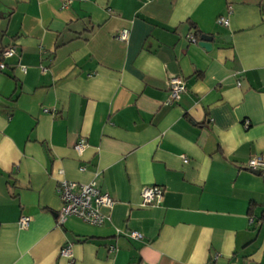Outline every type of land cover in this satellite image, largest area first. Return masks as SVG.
<instances>
[{"label": "crops", "instance_id": "obj_1", "mask_svg": "<svg viewBox=\"0 0 264 264\" xmlns=\"http://www.w3.org/2000/svg\"><path fill=\"white\" fill-rule=\"evenodd\" d=\"M8 45L0 264H264V169L245 166L264 159V0H0ZM62 179L95 180L109 218L58 223Z\"/></svg>", "mask_w": 264, "mask_h": 264}, {"label": "built area", "instance_id": "obj_2", "mask_svg": "<svg viewBox=\"0 0 264 264\" xmlns=\"http://www.w3.org/2000/svg\"><path fill=\"white\" fill-rule=\"evenodd\" d=\"M216 21L220 24H228V18L225 16H218ZM128 35L127 29H122L118 32V39H126ZM188 38L196 42V37L190 34ZM15 53V47L13 45H8L1 49L0 55L2 59L13 56ZM5 66L3 60H0V69ZM21 69L25 67L21 66ZM169 84V95L168 102L177 101L181 93L185 89V83L183 78L179 76H171L168 78ZM239 85V82L237 83ZM86 145V140L80 137L74 145V149L77 153H81L82 149ZM186 161V158H184ZM245 166L252 170L264 169V159L260 156L250 157ZM83 169V166L80 167ZM56 191L61 200V206L57 212L58 223H63L64 220L69 216H75L82 221L93 224L101 225L110 216V211L115 203L113 197L105 191H102L97 185L95 180H90L87 183H76L74 181H68L65 179L60 180L57 185ZM164 189L159 185L146 186L141 190V204L143 206L147 205H157L160 203L163 196ZM30 217L27 215L20 216L18 224L20 227H26ZM127 235L134 239H141L142 234L135 230H129ZM113 247H111L112 249ZM60 255L70 258L71 248L70 244L67 243L60 249ZM210 264H213L210 262Z\"/></svg>", "mask_w": 264, "mask_h": 264}, {"label": "water", "instance_id": "obj_3", "mask_svg": "<svg viewBox=\"0 0 264 264\" xmlns=\"http://www.w3.org/2000/svg\"><path fill=\"white\" fill-rule=\"evenodd\" d=\"M211 36L210 35H207V34H202L200 35V41H199V44L201 46H203L204 48H206L207 50L210 49L211 47Z\"/></svg>", "mask_w": 264, "mask_h": 264}, {"label": "trees", "instance_id": "obj_4", "mask_svg": "<svg viewBox=\"0 0 264 264\" xmlns=\"http://www.w3.org/2000/svg\"><path fill=\"white\" fill-rule=\"evenodd\" d=\"M198 36H199V34H198V32L196 33V37L198 38ZM263 219H264V217H263Z\"/></svg>", "mask_w": 264, "mask_h": 264}]
</instances>
